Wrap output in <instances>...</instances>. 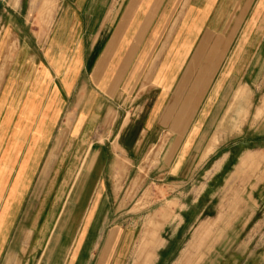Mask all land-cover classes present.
Returning <instances> with one entry per match:
<instances>
[{"label": "crops", "instance_id": "crops-1", "mask_svg": "<svg viewBox=\"0 0 264 264\" xmlns=\"http://www.w3.org/2000/svg\"><path fill=\"white\" fill-rule=\"evenodd\" d=\"M22 18L0 27V264H122L134 227L110 201L142 163L205 181L162 209L148 264H264V148L244 137L198 175L229 105L264 88V0H31ZM246 129L264 141V117ZM225 167L233 192L197 207Z\"/></svg>", "mask_w": 264, "mask_h": 264}, {"label": "rangeland", "instance_id": "rangeland-1", "mask_svg": "<svg viewBox=\"0 0 264 264\" xmlns=\"http://www.w3.org/2000/svg\"><path fill=\"white\" fill-rule=\"evenodd\" d=\"M12 2V0H10ZM20 3L19 14L11 13L9 15V7L6 4L9 0H0V27L2 26V20L16 21L15 28H23L22 21L23 16L26 14V6L31 0H15ZM14 2V0H13ZM48 1H46L47 3ZM51 4V2H50ZM10 5V4H9ZM6 9V12H5ZM8 11V12H7ZM31 14V13H30ZM27 27H30L28 25ZM24 30V29H23ZM13 47V44L11 45ZM11 49V48H10ZM4 58H10L6 55ZM1 71L4 69V62L2 63ZM264 92V88L252 87L248 91L251 93V103L245 105H229V109L225 114V118L220 122V128L218 134L213 138V143L219 145V150L215 154H210L208 158H204L203 163H206L199 171V176H208L212 169L210 163H218L219 159L226 153L229 148L230 154L228 162L234 163L236 157L241 154L240 150L244 147V137L252 138V142H248L250 148H264V141L253 138L246 128H252V130L258 129V125L261 117H264V104L258 103L259 97ZM129 109V107H127ZM244 117H247L244 119ZM247 119V120H246ZM243 127L245 130H243ZM249 136H243V132ZM255 139V140H254ZM264 151V150H263ZM204 153L203 155H205ZM264 154V153H263ZM264 156V155H263ZM200 161V163L202 162ZM205 161V162H204ZM227 168L223 169L216 178L208 184L203 198V203L197 205L201 208L204 204L213 205L217 204V198L221 199L223 196H227L228 192L232 191L233 184H229L228 180L222 179ZM124 181L122 184L117 185V193L112 195L111 207L113 208V216L108 217L107 223H118L134 227L131 242L127 249V254L122 264H148V261L153 257V251H149L148 240L157 238L159 228L164 221V217L160 214L162 209L170 207V205L176 207H194L195 203L191 201L196 198L198 193H201L205 186V181L201 178L194 179L189 184H180L179 182H170L169 176L166 173H162V170H158V167L152 168L142 163L139 168H125ZM231 188V189H230ZM115 190V189H114ZM237 197H242L245 193L244 184L235 185L234 189ZM233 192V191H232ZM182 193V195H181ZM118 195V196H117ZM182 203V204H181ZM220 202L218 201V204ZM226 202L222 207L226 208ZM190 217L189 219H193ZM179 222V221H177ZM206 224H214L212 219L206 220ZM223 227V225H222ZM162 234V233H161ZM175 233H167L173 239ZM178 238V237H177ZM191 239V238H189ZM144 262H141V261ZM165 264V263H161Z\"/></svg>", "mask_w": 264, "mask_h": 264}]
</instances>
